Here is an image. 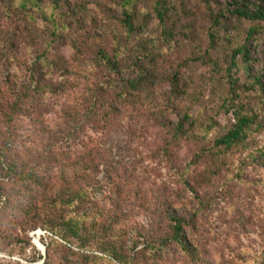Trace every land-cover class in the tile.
Here are the masks:
<instances>
[{"label":"rangeland","instance_id":"374dc122","mask_svg":"<svg viewBox=\"0 0 264 264\" xmlns=\"http://www.w3.org/2000/svg\"><path fill=\"white\" fill-rule=\"evenodd\" d=\"M131 1L129 10L137 20L135 23H141L131 33L122 23L125 5L120 0H76L80 4L79 18L66 19L67 28L58 37L50 34L51 24L36 13L29 19L16 8L8 11L7 17H0V95L10 100L13 92L23 91L30 82V68L46 82L70 87L58 93L49 92L43 100L35 97L32 102L36 113L19 115L12 121L13 130L21 137L7 154L36 163L38 153L52 139L50 145L56 146L58 158L71 156L73 160L70 176L79 180L81 186L87 183L91 197L107 210L116 182L123 184V197L127 200L121 206L123 222L114 225L111 232L130 244L158 227L157 210L163 201L180 207L179 196L184 191L179 185L180 174L191 159L194 139H180L179 151L173 157L162 156L158 146L167 145L170 139L163 123L174 120L178 111L186 110L197 122L198 138L204 134L203 125L212 122L206 146H213V139L233 122L232 111L225 108L242 102L258 112L247 140L220 155L222 172L211 187L194 184L202 203L195 199L186 202L187 211L198 210L196 223L187 227V233L196 245L200 262L184 251L168 248L162 263L264 264V156L257 152L264 149V103L257 102L250 92L237 85L231 89L226 73L230 46L242 40L249 23L228 22L229 32L219 29L211 44L207 27L215 0H211L210 9L203 0H162L163 7L166 6L164 24L156 15L157 0ZM165 25L175 27L169 40L163 33ZM45 47L44 57L55 59L50 69L35 61ZM99 47L111 56L118 52L120 74L110 73L95 63ZM149 55H153L151 60ZM198 55L203 59L196 61ZM141 64L146 76L155 80V86L137 96L125 81L136 76ZM65 65L76 70V76L63 75ZM174 72L179 74L181 92L168 99ZM90 86L98 88L106 103H115L113 107L117 109L123 105V117L112 120L109 127L77 121L78 132L71 134L70 122L75 121L71 112L82 111L89 105ZM115 89L123 90V102L115 98ZM225 99L227 103L221 109ZM105 112L106 107L99 104L94 118ZM115 116L117 111L111 117ZM5 130L4 117L0 116V146ZM95 158L100 164L97 173L87 167L91 163H85ZM45 163L42 170L53 165L56 171V164H50L47 155ZM194 169L191 165L190 173ZM188 194L193 196L190 191ZM22 219L19 217L18 221ZM3 221L6 225L0 229V264H110L98 258L86 259L81 251H71L48 230L36 227L23 231L22 225L15 230L14 221L0 217ZM1 230H15L13 240H5ZM98 245L90 243L92 250L88 253L102 256L95 249Z\"/></svg>","mask_w":264,"mask_h":264},{"label":"trees","instance_id":"16d2710c","mask_svg":"<svg viewBox=\"0 0 264 264\" xmlns=\"http://www.w3.org/2000/svg\"><path fill=\"white\" fill-rule=\"evenodd\" d=\"M120 1L122 6L123 3L125 5L121 12L122 23L124 22L127 31L131 33L136 27H140L141 23H135L137 20L129 10L132 1ZM203 1L210 9L211 0ZM155 6L156 15L161 24H164V8L166 6L163 7L162 0H157ZM79 7L80 4L76 0H0V17H7L6 13L15 11L16 8L19 11L22 10L25 17L29 19L33 18V13H36L51 24L50 34L53 37H58V33L67 28L66 19L74 21L79 18ZM210 13L212 18L207 27V37L211 44L214 43L219 29H225L224 33L229 32L226 28L228 22L231 24L249 23L246 30H243L242 40L230 46L226 60V73L231 89H235L237 85L242 91L250 92L249 95H253L257 102L263 104L264 39L260 41V38L264 34V0H215L214 8L210 9ZM2 29H0L1 32ZM174 32V26L165 25L163 33L167 40ZM227 41L229 44L231 43L229 39ZM74 47L78 50L76 44ZM42 50L36 56L35 61L40 65L45 63V66L50 69L55 64V59L44 57L47 53L45 52L47 51L46 47ZM152 56L149 55L148 58L151 60ZM199 59H203V56L198 55L195 58L196 61ZM94 61L97 65H102L108 72L120 74L118 52H114L111 56L108 51L99 47ZM143 68L142 64L138 66L136 76L128 77L125 81L126 85L134 93H137V96L147 92L149 87L155 86V80L149 79ZM30 69V82L23 91L13 92V97L10 100H6L0 95V116L4 117L6 128L5 133H1L3 146H0V217H8V220L14 221L15 230L21 225L23 231H26L25 228L35 229L36 227L48 230L57 237V240L70 247L71 251L83 252L86 259L98 258L110 264H163L162 262L168 254V248H172L178 252L184 251L199 263L196 245L190 241L187 233V227L196 223L194 217L198 210L187 211L186 202L195 199L202 203L194 184L199 185L197 187L203 185L211 187L214 179L219 177L222 172L223 159L220 155L247 140L249 132L257 121L258 112L246 107L242 102L228 105L225 110L232 111L233 122L230 121L227 130L213 139V146H206V143H209L206 136L208 129L212 127V122L203 125L202 132L204 134L198 138L196 137L197 122L186 110L178 111L174 120L163 123L169 130L170 139L167 145L158 146L162 156L173 157L179 151L180 139H194L191 159L180 174L181 183L179 185L184 190L179 196L180 207L175 206L174 203L163 201L157 210L159 220L157 219L158 227L154 230L155 232L150 231L151 233L148 232L146 235L142 234L141 240L138 238L127 244L119 235L111 232L114 225L123 222L121 206L127 202L123 197V184L118 182L115 184L116 180H113L114 192L107 210L104 208L105 206L100 207V204L91 197L90 187L87 183L85 187L81 186L79 180L70 176L73 160L71 156H66L65 159L58 158L56 146L50 145L52 139L47 146L42 148V152L38 153L36 163H31L24 158H12L7 154L21 137L13 130L11 123L19 115L36 113L32 100L35 97L37 100H43L49 92L58 93L64 91L65 88L70 89L65 83L46 82L42 76L35 74V69ZM232 70H235V73H232ZM62 73L68 78L76 76L77 72L72 67L65 65ZM179 82V74L174 72L171 75L170 87L167 91L168 99L180 95ZM90 89L92 97L89 105L82 111L71 112L72 119H75L70 122L71 134L78 132L75 128L77 121L89 122L92 125L103 123L102 127H109L112 120L123 117V105L118 106L117 109L113 107L115 103L109 104L104 101L105 98L101 97L98 88L90 86ZM30 92L33 95H30ZM112 93L117 101L123 102V90L115 89ZM226 103L225 99L221 104V109ZM99 104L106 107V112L102 117L95 119L94 117L99 112ZM116 111L117 116L111 117L112 113ZM257 152L258 155L264 156V149L257 150ZM46 155L48 158L50 157V164H56V171H53V165L42 170V167L47 164L45 163ZM85 163H91L87 167L91 166L96 173L98 172L99 160L97 163L96 158L95 160L89 159ZM191 165L195 167L192 173H190ZM107 166L109 165L107 164ZM94 182L95 180L92 181V185ZM39 191L42 194H39ZM189 191L193 194L192 197L188 194ZM19 217H23V219L27 217L28 220L18 221ZM3 225H6V221L0 222V229ZM15 230L11 232L7 230L9 233L1 230V234L5 235V240L12 241ZM107 237L109 240L106 239ZM92 242L99 244L95 249L103 253L102 256L88 253L92 250L89 246Z\"/></svg>","mask_w":264,"mask_h":264}]
</instances>
